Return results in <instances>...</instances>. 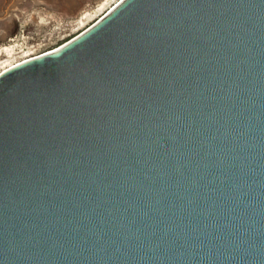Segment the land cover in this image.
I'll return each instance as SVG.
<instances>
[{
	"label": "water",
	"instance_id": "water-1",
	"mask_svg": "<svg viewBox=\"0 0 264 264\" xmlns=\"http://www.w3.org/2000/svg\"><path fill=\"white\" fill-rule=\"evenodd\" d=\"M0 264H264V0H121L2 73Z\"/></svg>",
	"mask_w": 264,
	"mask_h": 264
},
{
	"label": "rangeland",
	"instance_id": "rangeland-1",
	"mask_svg": "<svg viewBox=\"0 0 264 264\" xmlns=\"http://www.w3.org/2000/svg\"><path fill=\"white\" fill-rule=\"evenodd\" d=\"M103 1L110 8L121 0H0V75L80 36L108 12H96Z\"/></svg>",
	"mask_w": 264,
	"mask_h": 264
},
{
	"label": "bare ground",
	"instance_id": "bare-ground-1",
	"mask_svg": "<svg viewBox=\"0 0 264 264\" xmlns=\"http://www.w3.org/2000/svg\"><path fill=\"white\" fill-rule=\"evenodd\" d=\"M106 5H107V1H103L102 3H100L97 10H96L97 14L103 13L104 10L110 11L114 7L112 5V6H110V8H107ZM88 17H89V13H85L84 15H82L80 22L83 23V20L88 19ZM9 51H10L9 47H4L2 49V52H6L7 54H9Z\"/></svg>",
	"mask_w": 264,
	"mask_h": 264
}]
</instances>
